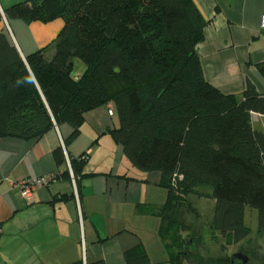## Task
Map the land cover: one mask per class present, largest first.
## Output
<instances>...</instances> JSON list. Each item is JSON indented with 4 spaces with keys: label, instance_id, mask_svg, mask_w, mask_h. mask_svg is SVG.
<instances>
[{
    "label": "trees",
    "instance_id": "1",
    "mask_svg": "<svg viewBox=\"0 0 264 264\" xmlns=\"http://www.w3.org/2000/svg\"><path fill=\"white\" fill-rule=\"evenodd\" d=\"M4 14L27 23L61 18L64 26L25 58L10 33L0 32V136L39 139L67 123L69 142L88 111L112 103L119 119L113 139L134 166L160 174L168 258L154 263L139 244L125 253L127 264L191 257L195 238L183 236L190 227L181 216L186 207L200 218L186 198L203 184L213 187L216 236L248 241L246 207L258 211L264 233V131L253 126V113L264 115V95L248 83L238 99L207 80L197 51L207 21L195 0H24L0 9V20ZM75 57L86 65L81 75L73 72ZM258 68L264 75V63ZM54 158L67 162L62 147ZM70 164L76 179L94 175L84 172L85 154ZM63 176L71 179L68 168Z\"/></svg>",
    "mask_w": 264,
    "mask_h": 264
},
{
    "label": "crops",
    "instance_id": "2",
    "mask_svg": "<svg viewBox=\"0 0 264 264\" xmlns=\"http://www.w3.org/2000/svg\"><path fill=\"white\" fill-rule=\"evenodd\" d=\"M22 1L0 0V9L4 13ZM195 2L207 21L197 48L207 80L238 99L248 83L264 95V75L258 68L264 63V0ZM63 26L61 18L27 23L4 14L0 20V32L10 33L24 58L53 41ZM261 118L253 113L254 120ZM261 123L259 130L264 131ZM118 126L116 112L103 105L85 114L80 134L69 142L72 127L67 123L39 139L0 136V264H86L100 259L127 264L125 253L139 244L152 262L167 260L160 225L168 191L159 184L158 172L142 171L127 159L109 133ZM59 147L67 158L62 165L54 158ZM84 154V172L94 175L76 179V195L72 179L63 172L70 171L71 157ZM56 173L30 201L13 184Z\"/></svg>",
    "mask_w": 264,
    "mask_h": 264
},
{
    "label": "rangeland",
    "instance_id": "3",
    "mask_svg": "<svg viewBox=\"0 0 264 264\" xmlns=\"http://www.w3.org/2000/svg\"><path fill=\"white\" fill-rule=\"evenodd\" d=\"M73 63L74 74L83 72L86 68L85 63L78 57L73 59ZM259 121L263 122L264 118L258 121L253 119L257 129L261 128L262 123ZM197 191L187 196L186 203L196 210L200 218L186 207L183 208L181 216L190 227L188 231L183 232V236L195 238V243L191 246V257L184 264H230L228 260L231 256L240 253L249 258L246 264H264V233L258 234V211L251 207H246L245 210V224L251 229V238L248 241L229 244L227 238L221 235H217V239L209 224L214 218L215 210V200L209 196L213 187L203 184L198 186ZM153 248L152 251L155 250V247Z\"/></svg>",
    "mask_w": 264,
    "mask_h": 264
},
{
    "label": "built area",
    "instance_id": "4",
    "mask_svg": "<svg viewBox=\"0 0 264 264\" xmlns=\"http://www.w3.org/2000/svg\"><path fill=\"white\" fill-rule=\"evenodd\" d=\"M261 30L264 31V16L261 19ZM109 111L111 114L114 113V107L112 103L108 104ZM68 165L70 168L71 179L75 185V193L77 195V187H76V178L71 168V164L68 160ZM59 176V173L54 174L53 176H41V177H33V178H22L20 180L15 181L13 184L17 187L23 198L30 201L33 199L34 193L41 187L49 185L53 180H55Z\"/></svg>",
    "mask_w": 264,
    "mask_h": 264
},
{
    "label": "water",
    "instance_id": "5",
    "mask_svg": "<svg viewBox=\"0 0 264 264\" xmlns=\"http://www.w3.org/2000/svg\"><path fill=\"white\" fill-rule=\"evenodd\" d=\"M248 260L249 258L242 253L231 256V264H246Z\"/></svg>",
    "mask_w": 264,
    "mask_h": 264
}]
</instances>
